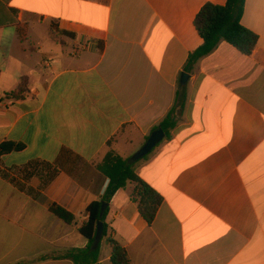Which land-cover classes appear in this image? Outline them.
I'll list each match as a JSON object with an SVG mask.
<instances>
[{
  "label": "crops",
  "instance_id": "crops-1",
  "mask_svg": "<svg viewBox=\"0 0 264 264\" xmlns=\"http://www.w3.org/2000/svg\"><path fill=\"white\" fill-rule=\"evenodd\" d=\"M209 3L227 0H0V146L24 145L0 157V264H74L63 256L88 246L79 229L109 185L98 165L140 150L182 90L171 139L136 165L157 217L142 218L135 185L118 191L98 264H112L109 238L131 264H264V0L242 18L252 55L221 42L181 88Z\"/></svg>",
  "mask_w": 264,
  "mask_h": 264
},
{
  "label": "trees",
  "instance_id": "trees-1",
  "mask_svg": "<svg viewBox=\"0 0 264 264\" xmlns=\"http://www.w3.org/2000/svg\"><path fill=\"white\" fill-rule=\"evenodd\" d=\"M246 1L227 0L224 6L209 3L201 9L195 18L194 26L202 38L203 44L189 54L184 67V73L193 74L198 62L212 54L221 42H227L245 56L252 55L259 44V37L242 24ZM26 83L27 80L23 79L15 97H19L24 93L27 86ZM183 91L177 93L174 106L159 126L154 129L155 131L162 129L165 132V139L167 140L171 139V132L178 124V115L185 108L186 96ZM23 149V144H3L0 146V157L14 151L20 152ZM148 157L149 155L143 160L148 159ZM139 162L133 163L131 159H124L112 150L107 153L103 161L98 165V169L109 179V185L102 199L92 203L87 208L89 219L79 229L80 234L88 240V246L85 249L68 250L63 256V259L71 260L74 264L99 263L100 246L97 249H92L97 235L98 223H102L103 238H106L109 234V226L106 223V218L111 200L118 191L126 188L130 184L135 185L133 199L139 204L140 215L149 225L153 224L163 204V198L139 177L136 170V165ZM103 205L106 206V211L101 217ZM50 211L54 216L69 225L74 224L76 221V217L73 214L58 205H53ZM108 243L112 247V264H131L125 248L111 238L108 239ZM46 259L44 258V260Z\"/></svg>",
  "mask_w": 264,
  "mask_h": 264
},
{
  "label": "water",
  "instance_id": "water-1",
  "mask_svg": "<svg viewBox=\"0 0 264 264\" xmlns=\"http://www.w3.org/2000/svg\"><path fill=\"white\" fill-rule=\"evenodd\" d=\"M190 80V75L183 73L180 79V86L184 88L187 86V83ZM165 139V132L162 129H159L151 134L148 138L146 144L131 158V162L136 163L143 160L146 156L150 155L152 151ZM106 211V206L103 205L101 209V217ZM103 239V225L98 223L97 235L95 238L94 246L92 249H97Z\"/></svg>",
  "mask_w": 264,
  "mask_h": 264
},
{
  "label": "rangeland",
  "instance_id": "rangeland-1",
  "mask_svg": "<svg viewBox=\"0 0 264 264\" xmlns=\"http://www.w3.org/2000/svg\"><path fill=\"white\" fill-rule=\"evenodd\" d=\"M138 151H139V150H138ZM138 151H137V152H138ZM131 152L134 153V152H135V149H134V150H131ZM137 152H135V153L133 154V156H134ZM133 156H131V158H132ZM131 158H129V159H131Z\"/></svg>",
  "mask_w": 264,
  "mask_h": 264
}]
</instances>
